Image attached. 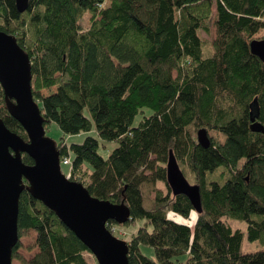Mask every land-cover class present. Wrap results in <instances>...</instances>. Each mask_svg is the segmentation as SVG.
I'll use <instances>...</instances> for the list:
<instances>
[{
    "label": "trees",
    "instance_id": "obj_1",
    "mask_svg": "<svg viewBox=\"0 0 264 264\" xmlns=\"http://www.w3.org/2000/svg\"><path fill=\"white\" fill-rule=\"evenodd\" d=\"M211 24L213 51L205 57L201 33L210 35ZM0 30L30 58L33 98L44 128L55 122L63 134L56 148L60 160L70 157L72 179L90 195L128 208L130 219L107 228L143 221L126 241L129 264H264V250L242 251L245 237L264 245V134L249 129L254 98L256 121L264 125V62L249 46L264 39V0H28L21 13L15 0H0ZM0 120L27 141L1 85ZM201 128L208 147L196 140ZM93 129L101 141L117 143L106 158L92 135L63 141ZM170 150L199 187L202 210L193 231L167 217L194 211L167 183ZM21 158L33 164L25 153ZM18 206V235L32 230L38 252L20 257L18 241L12 258L97 264L26 187ZM227 219L246 221V233ZM140 246L151 247L154 257Z\"/></svg>",
    "mask_w": 264,
    "mask_h": 264
},
{
    "label": "water",
    "instance_id": "obj_2",
    "mask_svg": "<svg viewBox=\"0 0 264 264\" xmlns=\"http://www.w3.org/2000/svg\"><path fill=\"white\" fill-rule=\"evenodd\" d=\"M15 6L21 13L27 9L28 0H15ZM249 46L251 53L264 62V39H253ZM31 78L29 56L14 36L0 30V85L9 113L27 135L25 141L0 120V264H12V249L19 241L18 201L24 187L56 214L97 264H129L127 242L107 228L109 221L120 224L130 219L128 208L98 199L82 183L65 177L56 142L45 135L43 117L31 91ZM257 116L254 98L249 104V129L264 134V125L256 121ZM196 140L202 147L210 144L203 128L197 131ZM22 153L33 164L24 163ZM166 180L172 194L186 196L194 211L201 212L199 187L187 181L171 150Z\"/></svg>",
    "mask_w": 264,
    "mask_h": 264
},
{
    "label": "rangeland",
    "instance_id": "obj_3",
    "mask_svg": "<svg viewBox=\"0 0 264 264\" xmlns=\"http://www.w3.org/2000/svg\"><path fill=\"white\" fill-rule=\"evenodd\" d=\"M79 23H80L82 28L87 27V25H88V14H87V12H84L82 14L81 18L79 19ZM210 26H211V34L210 35H207L203 32L201 33L202 38L204 39V43L202 45V50H203V56H205V57L210 56L212 51H213V47H212L210 39L215 36V27L213 24H211ZM51 91H54V88H50L49 90H43L42 93L47 94L48 92H51ZM140 119H141V114L136 115L134 118V121H133V125H136ZM45 135L58 143L61 141V137L63 134L55 122H50L45 126ZM86 135H92V136L99 139L96 131L93 129L87 133L81 132V133L76 134V135L64 136L63 141L67 144L71 143V142L79 143V142H82V140L84 139V137ZM116 145H117V143L114 141H101L99 139L98 152L101 156L106 158L110 154L112 149L114 147H116ZM67 167L66 166L61 167L63 172H65L68 169ZM167 217L176 221V222L188 225L192 231L194 229V224H195V220H196V212L195 211H192L190 213V215L187 217L182 216L181 214H178L175 212H168ZM142 222H143L142 220H138V221H136L135 225H131L127 228L126 227L124 228V227H121L118 225H114L111 227V231L113 232L114 236L118 237L119 239L127 241V239H129L130 234L136 232V230L142 224ZM227 224L230 225L233 229H240L244 233H246V225L247 224H246V221H244V220L227 219ZM19 244L20 245L17 249V254L26 260L38 252V247L36 246V243H35V233L32 230H23L21 232V235L19 237ZM140 248H141V252L143 254H145L151 258L154 257V252H153V249L151 247L140 246ZM259 250H264L263 244H260L256 241H249L246 237L244 238L243 244H242V251L243 252H255V251H259ZM89 258H90L89 260L92 263H94L92 258L91 257H89ZM12 264H21V261L18 258H13Z\"/></svg>",
    "mask_w": 264,
    "mask_h": 264
},
{
    "label": "built area",
    "instance_id": "obj_4",
    "mask_svg": "<svg viewBox=\"0 0 264 264\" xmlns=\"http://www.w3.org/2000/svg\"><path fill=\"white\" fill-rule=\"evenodd\" d=\"M60 163H61V165H63V166H68V170H67V172L65 173V177H66L67 179H72V178H74V177L72 176V173H71V161H70V157H69V156H65L64 158H62V159L60 160Z\"/></svg>",
    "mask_w": 264,
    "mask_h": 264
}]
</instances>
